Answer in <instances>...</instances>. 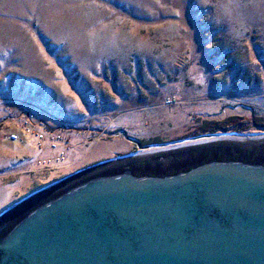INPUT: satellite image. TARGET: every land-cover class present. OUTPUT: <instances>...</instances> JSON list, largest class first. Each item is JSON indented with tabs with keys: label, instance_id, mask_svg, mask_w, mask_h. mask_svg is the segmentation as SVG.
<instances>
[{
	"label": "rangeland",
	"instance_id": "374dc122",
	"mask_svg": "<svg viewBox=\"0 0 264 264\" xmlns=\"http://www.w3.org/2000/svg\"><path fill=\"white\" fill-rule=\"evenodd\" d=\"M221 134L264 136V0H0V212Z\"/></svg>",
	"mask_w": 264,
	"mask_h": 264
},
{
	"label": "water",
	"instance_id": "95a60500",
	"mask_svg": "<svg viewBox=\"0 0 264 264\" xmlns=\"http://www.w3.org/2000/svg\"><path fill=\"white\" fill-rule=\"evenodd\" d=\"M0 264H264V136L47 184L0 212Z\"/></svg>",
	"mask_w": 264,
	"mask_h": 264
},
{
	"label": "bare ground",
	"instance_id": "6f19581e",
	"mask_svg": "<svg viewBox=\"0 0 264 264\" xmlns=\"http://www.w3.org/2000/svg\"><path fill=\"white\" fill-rule=\"evenodd\" d=\"M31 124H32V122H31ZM52 136H54V134H51V137ZM56 136L57 135H55V137ZM125 136L129 137L126 134H125ZM259 136H262V135H256V136H253V135L242 136L240 134L210 135L209 137H202V138H205V139L197 138L198 140L189 141L186 144H184L183 147L182 146H177V147H174V148L167 147V148H163V149L161 148L162 150H159V151H157V150H154V151L147 150V151L141 152L139 155L133 154V155H130V156H127V157H124V158H119L118 160H115V161H123V160H127V159H130V158L143 157V156H148V155H152V154L169 152V151H174V150H179V149H184V148H188V147L199 146V145H204V144H209V143H215V142H223V141L245 142V141H250V140H252V139H254L256 137H259ZM51 137H50V135L46 136V138H45L46 143L50 144ZM57 137H60V136H57ZM62 141H64V140L60 137L58 143L60 144ZM136 141H138V140H136ZM186 146H188V147H186ZM178 147H181V148H178Z\"/></svg>",
	"mask_w": 264,
	"mask_h": 264
},
{
	"label": "built area",
	"instance_id": "2783aa9c",
	"mask_svg": "<svg viewBox=\"0 0 264 264\" xmlns=\"http://www.w3.org/2000/svg\"><path fill=\"white\" fill-rule=\"evenodd\" d=\"M30 122H31V119H29V121H28L26 124L29 125ZM36 134H37L41 139H45V138H46V135H45L44 133H40V131H36ZM10 137H11L12 140H18V139H19V136H18L17 134H12ZM59 139H60V137H55V136H52V137H51L50 142L56 144V145L53 144V147H57Z\"/></svg>",
	"mask_w": 264,
	"mask_h": 264
},
{
	"label": "crops",
	"instance_id": "0c3cea01",
	"mask_svg": "<svg viewBox=\"0 0 264 264\" xmlns=\"http://www.w3.org/2000/svg\"><path fill=\"white\" fill-rule=\"evenodd\" d=\"M23 164V163H22ZM20 166H22V165H20Z\"/></svg>",
	"mask_w": 264,
	"mask_h": 264
}]
</instances>
